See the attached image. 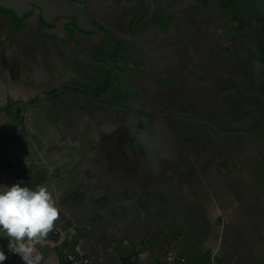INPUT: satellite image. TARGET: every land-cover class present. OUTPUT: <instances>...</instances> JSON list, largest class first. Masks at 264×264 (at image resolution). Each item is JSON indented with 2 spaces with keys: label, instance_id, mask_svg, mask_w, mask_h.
Instances as JSON below:
<instances>
[{
  "label": "crops",
  "instance_id": "crops-1",
  "mask_svg": "<svg viewBox=\"0 0 264 264\" xmlns=\"http://www.w3.org/2000/svg\"><path fill=\"white\" fill-rule=\"evenodd\" d=\"M170 1L180 16L146 5L137 26L140 9L115 28L160 44L146 51L164 71L144 91L167 100L148 99V114L123 107L128 89L97 66L119 67L128 52L119 61L112 45L86 49L88 71L64 55L74 43H0V185L46 186L60 209L35 245L43 264H62L64 249L97 264H165L168 251L185 264H264V0ZM174 20L194 63L176 77L164 39ZM181 98L209 122L216 113L224 133L260 141L178 127L162 111ZM0 245L8 250L6 235Z\"/></svg>",
  "mask_w": 264,
  "mask_h": 264
},
{
  "label": "water",
  "instance_id": "water-1",
  "mask_svg": "<svg viewBox=\"0 0 264 264\" xmlns=\"http://www.w3.org/2000/svg\"><path fill=\"white\" fill-rule=\"evenodd\" d=\"M114 1L115 2H112V4L104 5V3L101 4V0H0V7L12 11L14 14L13 16L21 23V25H23V28L19 30L16 37L14 38H25L28 40V34L30 32L29 26L34 27V24L32 23L38 24L39 31L40 29L44 31L45 27L49 31V27L51 26V32L54 33L53 39L51 40H58L60 42V47L65 43H74L77 48L79 47V50L76 52V54H72L70 50L65 49L63 50L64 55L69 58V60L74 57V59L72 60H76L77 63L85 67L91 64L93 57L92 55L87 56L86 54H83L84 50L91 47H94L95 49H98L99 47L103 48V46H101L102 43H104L106 46H110L111 43H113L112 45H117L120 42L124 43V46L127 47V52L132 55H129L128 59L124 61L122 60V64L119 67L117 65L111 67L105 65L104 63L98 62L97 66L102 70H106V74L109 71L115 72L117 75H119V77L117 78L118 81L115 86L119 88L125 86V88L128 89L126 92H124L125 98L121 99L120 101L123 107L135 110L142 106L143 108L141 107L140 109L144 110L145 114H148V112H152L151 109H153V107L150 106V102L148 101V99L151 101V99L154 98L152 103L156 104L157 99H160V97L157 95L153 97L148 93L146 94L145 92L147 91H144V87L147 86L145 84L155 80L153 77L156 70H158V73L164 71V69L160 70L159 68V63L163 61L164 58L157 62V65L155 64L154 66H151V62H149L148 58H145V52H147V56L153 55V52L146 51V48L148 49L150 48V46L151 48L158 47L160 46V44H157L156 41H148L147 45L141 43L139 37L134 35L135 28H133L130 35L128 34V28H126V33L117 31L113 26H111L110 23L107 22V18L103 14L107 13V9L111 8L115 4L114 12H117L116 16H122V19L124 15L121 14V12L124 11L125 8L122 9L121 7H123V5H126L124 3L130 2L131 4H143L147 2L151 6L149 14L153 16L156 0ZM161 1L166 13H172L176 17L180 16V14L178 13L179 6H176L175 10H172L169 9L167 0ZM93 2L95 3V6L97 3V9L95 7L90 9ZM78 3H84V5H86L87 3L86 9H79L78 7H76L75 4ZM35 4L40 7L41 13L39 15H36L35 13H32V15H30L31 9ZM46 6L48 7V9ZM164 10L160 9L159 11L163 12ZM110 20L111 17L108 19V21ZM161 20L162 18H159V21ZM94 22L96 23V25L93 24ZM174 22V25L170 23V26L172 27L169 29L172 31V34H174V36L168 38L165 34L164 39H166V42L168 44L167 46L170 50L172 49V47H175L180 51L179 44L187 43L186 36L184 34L185 31L181 30L184 23L181 24L180 22H178V20H174ZM111 23H113V21ZM59 26L63 28L64 32L58 31ZM36 27L37 26H35V29ZM175 30L179 31L180 34L177 35ZM115 35L117 37L116 39L114 38ZM159 38L160 36H158L156 40H158ZM49 39L47 40L48 42H50ZM118 60L120 61L119 58ZM119 61L116 60L117 64H119ZM201 68L202 67L200 66L197 67V69ZM89 69L90 68H87L88 71H90ZM225 71L227 72L228 70L226 69ZM227 73L230 74V72ZM168 79L170 80L171 78H166L164 80ZM107 80H109L108 77H106L105 83ZM114 80L115 79L113 78L111 82L113 81V83H115L116 81ZM171 81H173V79H171ZM141 84L144 86H142ZM179 101H184L181 103L185 105L186 110H176V115H166L169 120L177 122L178 120H186L194 124L199 129V131L203 132L204 134L210 133V136L216 142L237 140L260 141L258 138L241 131L224 133L223 131L219 130L217 128V125H215V123L213 122L215 120L214 118H217L216 113L213 114L214 118L209 122V119H204L202 114L197 115L193 111H191V108L186 104L184 99L181 98V100ZM174 103L175 102L172 101L170 106L171 109H173ZM144 116L147 117V115Z\"/></svg>",
  "mask_w": 264,
  "mask_h": 264
},
{
  "label": "clouds",
  "instance_id": "clouds-1",
  "mask_svg": "<svg viewBox=\"0 0 264 264\" xmlns=\"http://www.w3.org/2000/svg\"><path fill=\"white\" fill-rule=\"evenodd\" d=\"M60 209L46 186L35 189L23 181L11 186L0 185V235L8 238V250L24 264H41L42 256L35 245L54 228ZM7 255L0 251V264Z\"/></svg>",
  "mask_w": 264,
  "mask_h": 264
},
{
  "label": "flooded vegetation",
  "instance_id": "flooded-vegetation-1",
  "mask_svg": "<svg viewBox=\"0 0 264 264\" xmlns=\"http://www.w3.org/2000/svg\"><path fill=\"white\" fill-rule=\"evenodd\" d=\"M179 1H182V0H179ZM112 2H115V1L114 0H101V4L104 3V5L112 4ZM157 3H159L158 7H157ZM167 3H168V6H169V9H173V10H175L176 6H179V4H180V3L177 2L178 5L174 6L171 3L170 0H167ZM124 4H126V5H123V7H121V8L122 9L125 8V11H126L127 14H130L132 12H138L139 9L141 10V12L137 13L138 17L135 19L136 26H137L138 22L140 20H142L143 14H145L144 11L142 10V8L147 5V7H149L148 8L149 12L151 10V6L147 2H145L143 4H138V3L137 4L136 3L135 4H131L130 2H128V3L126 2ZM75 5L79 9H81V8L82 9H86V7H87L86 6L87 3H86V5H84V3H78V4H75ZM94 7L97 9V3H96V6H95V3L93 2L91 4L90 9H92ZM47 9H48V7H47ZM160 9L164 10L163 3H162L161 0H156L155 1L154 11H156V13H158ZM114 10H115V4L111 8H108L107 9V13H104L103 15L107 18L106 20H107L108 23L111 24V26H113L114 28L119 30V23H120V20H122L121 19L122 16L121 17L116 16L117 12H114ZM163 12H165V10ZM32 13H35L36 15H39L41 13L40 12V7L35 4L34 7H32V9H31V14L30 15H32ZM166 14H168V13H166ZM13 15L14 14H13L12 11H9V10H6V9H3V8L0 7V43L2 41V42H6L7 44L9 43V44L16 45V42H18L14 37H16V35L19 32V30L23 28V25H21V23ZM109 15H111V16H109ZM110 17H111V20L108 21V19ZM34 20H36V19H34ZM112 21H113V23H111ZM33 22H35V21H33ZM32 24H34V27L33 26H29L30 32L28 34V39H31L32 41H37V40L41 41L43 39L48 40L49 38H50L49 40L53 39L54 33L51 32L52 31L51 26L49 27V29H50L49 31L47 30L46 27H45V30H47V31H45V30L43 31L42 29H40V31H39L38 24H35V23H32ZM93 24L96 25L95 22ZM35 26H37L36 29H35ZM133 28L134 27L131 26V28H130V30H128V32L132 31ZM114 38L115 39L117 38L116 35H115ZM23 39H25V38H23ZM96 42H99V41H96ZM263 43H264V41H262V44ZM112 44L113 43H111L110 45H112ZM104 45H105L104 43L101 44V46H104ZM124 45H125L124 43L120 42L117 45H112L111 46L112 47L111 50L115 51V53L117 52L116 53V58H119L120 61L122 60L123 54H125V52H127V47L124 46ZM179 48H180V51L177 48L172 47V49H171L172 53L169 54L170 55V58H169L170 61H168L170 64H172V63L175 64V66L171 67V71H173V75H175V77L177 76V73L179 72V70H181V68H185L186 69V67L191 68L192 66H194V63L192 62V59H190L189 56H186L188 54L187 43H180L179 44ZM99 49L101 50V47H99ZM146 53L147 52H145V58H148L153 64H155V57H153V55L147 56ZM217 61L216 60H210V62L207 61V68H210L211 71H215V72L217 70H219L218 68H220V65H219V63ZM194 69H196V67H194ZM154 77H159V73H155ZM172 78L173 77H171V79ZM170 80L168 79V81H170ZM173 80H174V78H173ZM159 97H160L159 101L160 100L161 101L167 100V97L165 95H159ZM165 109H167V108H165ZM176 110H179V111L186 110V107L181 102L174 103L173 104V109L170 108L169 110H163L162 113L165 115V117H166V115H176L177 114ZM178 123H179L178 127H180V128H182V127L187 128L188 126H190V127L194 126V124H192V123H190V122H188L186 120H178ZM205 134L210 136V133H205Z\"/></svg>",
  "mask_w": 264,
  "mask_h": 264
},
{
  "label": "built area",
  "instance_id": "built-area-1",
  "mask_svg": "<svg viewBox=\"0 0 264 264\" xmlns=\"http://www.w3.org/2000/svg\"><path fill=\"white\" fill-rule=\"evenodd\" d=\"M0 251H4L7 255V259L4 264H24L22 259L18 256L5 249L0 245ZM185 259L179 257L174 251H168L165 257V264H185ZM43 264V263H41ZM62 264H97V262L90 258H85L74 254L69 249H64L62 252Z\"/></svg>",
  "mask_w": 264,
  "mask_h": 264
}]
</instances>
